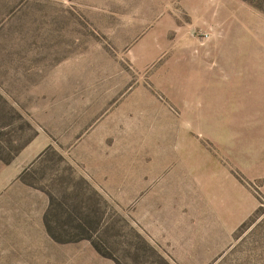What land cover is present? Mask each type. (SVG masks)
Wrapping results in <instances>:
<instances>
[{"label": "rangeland", "instance_id": "374dc122", "mask_svg": "<svg viewBox=\"0 0 264 264\" xmlns=\"http://www.w3.org/2000/svg\"><path fill=\"white\" fill-rule=\"evenodd\" d=\"M0 264H264V0H0Z\"/></svg>", "mask_w": 264, "mask_h": 264}]
</instances>
